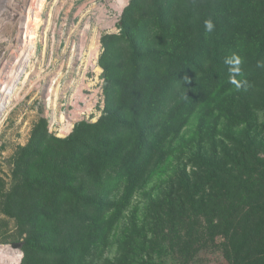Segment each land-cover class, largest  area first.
Returning a JSON list of instances; mask_svg holds the SVG:
<instances>
[{
  "label": "trees",
  "instance_id": "obj_1",
  "mask_svg": "<svg viewBox=\"0 0 264 264\" xmlns=\"http://www.w3.org/2000/svg\"><path fill=\"white\" fill-rule=\"evenodd\" d=\"M144 4L149 16L142 20ZM179 8L176 0H132L120 32L102 38L101 117L77 122L65 137L40 123L21 148L2 194L4 212L28 231L21 264H91L113 243L168 138L212 96L236 87L226 56L243 60L235 78L249 86L241 92L253 86L248 77L264 56V0H186ZM252 34L260 37L255 46L242 43ZM244 120L232 117L230 125ZM234 146V156L192 157L150 216L151 234L176 248L183 264L202 248L218 251L219 264H264V156L237 140ZM144 233L131 222L114 257L101 264H134ZM14 251L5 264L20 263Z\"/></svg>",
  "mask_w": 264,
  "mask_h": 264
},
{
  "label": "rangeland",
  "instance_id": "obj_2",
  "mask_svg": "<svg viewBox=\"0 0 264 264\" xmlns=\"http://www.w3.org/2000/svg\"><path fill=\"white\" fill-rule=\"evenodd\" d=\"M59 1L70 16L77 15L79 29L73 33H63L67 43H62L60 48L53 47L58 56L53 65L46 66L45 51H49L50 43H47L46 47L40 42L34 44L33 48L30 46L18 48L7 44L0 47L4 60L13 56L21 58L23 53H26L31 64L30 76L26 74L25 78L22 77L12 90V100L14 95L19 97L9 103L3 113V119L0 120V245L12 247V244H18V247L12 248L20 253L19 264L22 262L21 253L23 254V243L28 231L19 227L16 218L5 213L2 206V194L10 186L16 166L15 160L21 148L29 143L32 135L38 133L37 128L40 123L49 131L51 118L53 116L59 118L63 103L69 104L74 101V110L78 119L94 123L101 117L104 108L103 90L106 84L99 63L103 52L102 38L106 34L115 35L120 32L113 26L118 15L114 0ZM131 1L129 0L128 4ZM176 1L180 3L178 12H182L186 0ZM146 8L145 4L141 6L143 13L139 18L142 20L149 16L144 15ZM181 24L185 26L184 23ZM85 25L89 28L85 29ZM97 34L99 49L96 57L93 58L91 44ZM70 35L72 39L77 40L73 50ZM256 38L257 36L252 34V37L241 41L255 46V42L260 37ZM63 53L65 62H62ZM260 62H264V56ZM50 73H57L59 79L57 82L59 85L55 84L50 92L33 85L38 77L45 79ZM248 79L249 82L253 81L251 88L242 89L241 92V89L233 87L225 93L212 96L214 100L211 98L209 105L196 110L180 133L168 138L154 166L149 170L147 180L135 191L130 205L113 230V243L108 249L103 246L98 249L97 254L92 257L91 264H101L104 258L114 257L119 241L133 221L145 229L141 237L143 252L134 264H183L182 259L175 252L176 248L165 241L159 242L151 234L150 216L152 217L158 210L157 205L169 191L173 178L190 163L192 157L201 155L207 159L218 160L224 157L227 150L230 156H234L235 151L240 148L234 146L236 140L241 142V149L249 146L257 156H264V67L257 66V71ZM232 117L245 120L232 126L230 125ZM55 127L51 128V135L64 137L62 132L54 130ZM219 262L218 251L209 252L202 248L186 264H219Z\"/></svg>",
  "mask_w": 264,
  "mask_h": 264
},
{
  "label": "built area",
  "instance_id": "obj_3",
  "mask_svg": "<svg viewBox=\"0 0 264 264\" xmlns=\"http://www.w3.org/2000/svg\"><path fill=\"white\" fill-rule=\"evenodd\" d=\"M128 1L129 0H126L125 5L122 6V4H119L118 0H114L118 11L116 24L113 25L115 30H119L121 13L128 4ZM60 3L61 1L59 0H0V47L7 44V46L18 48H26V46L33 48V45L38 44V42L46 47L48 45L47 43H50L49 51H45L47 58L46 66L49 67L53 65L55 59L58 57L53 47L60 48L62 43H67L63 33H73L79 29L77 15L70 16L68 11L66 12ZM107 16L108 15H106V17ZM84 27L85 29L89 28L86 25ZM76 43L77 40L72 39V35H70L72 50L75 48ZM23 54L21 58L19 56H13L12 58L10 57L11 59L9 58L8 61L4 60L3 51L0 52V102L1 99L3 101L0 107V120L3 119L5 108L14 100V98L12 100L11 96L14 86H16V83L20 82L22 77L25 78L26 74L29 75L30 73V58L27 57L26 53ZM65 60L66 58L63 53L62 62H65ZM27 69L29 71H27ZM9 71H11L10 76L14 75L15 79L12 82V90H8L7 93H4L3 83L5 75H7ZM35 76L37 77L38 74ZM46 76L47 78L45 79L38 77L33 85H35L36 88L40 87L46 90V92H50L59 80L58 74L50 73ZM74 105V101H71L69 104L63 103L61 105L59 118L57 119L54 116L51 118L49 132H52L51 128L53 126H56L54 130L60 133L62 127L70 120V131L62 135L65 137L72 131L77 122L85 120L77 118Z\"/></svg>",
  "mask_w": 264,
  "mask_h": 264
},
{
  "label": "bare ground",
  "instance_id": "obj_4",
  "mask_svg": "<svg viewBox=\"0 0 264 264\" xmlns=\"http://www.w3.org/2000/svg\"><path fill=\"white\" fill-rule=\"evenodd\" d=\"M119 4L122 6L125 5L126 0H118ZM98 34L94 36V38L92 39V44H91V56L93 58L96 57L98 49H99V40H98ZM14 64V63H13ZM15 70V69H14ZM100 70V68H99ZM11 71H9V73L7 75H5V79H4V83H3V87H4V93H7L8 90H12V82L14 81L15 77L10 76ZM19 96L15 95L13 98L17 99ZM1 102L2 99H1ZM0 102V107L2 106ZM1 112V111H0ZM63 119V118H62ZM70 120L68 121L67 124H65L64 127H62L61 132L64 133H68L70 131ZM14 249L10 246H4V245H0V264H5L6 261L8 259H11L14 257Z\"/></svg>",
  "mask_w": 264,
  "mask_h": 264
},
{
  "label": "clouds",
  "instance_id": "obj_5",
  "mask_svg": "<svg viewBox=\"0 0 264 264\" xmlns=\"http://www.w3.org/2000/svg\"><path fill=\"white\" fill-rule=\"evenodd\" d=\"M205 29L209 33L214 30V25L211 20L205 21ZM224 63L228 66L229 82L234 84L238 90L241 87H244L246 89L249 86L248 82L246 80L237 81V79L235 78L238 75H242V69H241V65L243 63L242 58L239 55L233 53L224 58ZM257 66L264 67V62L258 61ZM22 255L23 254L21 253V256Z\"/></svg>",
  "mask_w": 264,
  "mask_h": 264
},
{
  "label": "water",
  "instance_id": "obj_6",
  "mask_svg": "<svg viewBox=\"0 0 264 264\" xmlns=\"http://www.w3.org/2000/svg\"><path fill=\"white\" fill-rule=\"evenodd\" d=\"M18 246H19L18 244H12V247H14V248H16Z\"/></svg>",
  "mask_w": 264,
  "mask_h": 264
}]
</instances>
